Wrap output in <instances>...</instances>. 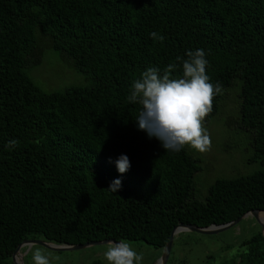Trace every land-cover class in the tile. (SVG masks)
<instances>
[{"label":"trees","instance_id":"16d2710c","mask_svg":"<svg viewBox=\"0 0 264 264\" xmlns=\"http://www.w3.org/2000/svg\"><path fill=\"white\" fill-rule=\"evenodd\" d=\"M198 48L221 87L203 123L236 89L248 161L262 167L217 179L204 197L200 159L137 130L140 105L127 99L144 70L175 64L180 75L177 57ZM48 49L88 85L42 91L30 72ZM120 154L131 165L123 175ZM115 178L122 185L112 193ZM253 210L264 212V0H0V264L35 240L124 239L160 251L155 262L176 226L225 225ZM239 247L219 264H264L261 231ZM173 248L167 264H187Z\"/></svg>","mask_w":264,"mask_h":264},{"label":"rangeland","instance_id":"374dc122","mask_svg":"<svg viewBox=\"0 0 264 264\" xmlns=\"http://www.w3.org/2000/svg\"><path fill=\"white\" fill-rule=\"evenodd\" d=\"M34 83L44 92L62 91L71 86H86L88 81L82 75L64 63L57 52L45 51L40 66L31 70ZM239 99L237 90L226 93L218 115L203 127L210 136V148L204 153L189 151L200 159L201 172L195 177L196 189L200 197L217 179L246 176L262 169L259 163H249V140L246 132L239 125ZM264 216V213H260ZM263 218V217H262ZM264 219V218H263ZM261 226L253 215L242 220L238 225L215 235H202L195 232H181L175 236L173 260L185 261L187 264H219L237 255L240 243L254 236ZM134 249L142 253V264H158L153 262L160 252L140 243H130ZM35 248L41 249L50 258V264H90L98 259L107 264L103 253L106 245L93 246L75 251H52L40 245L24 246L16 257V261L33 264L31 253ZM211 257V258H210Z\"/></svg>","mask_w":264,"mask_h":264},{"label":"clouds","instance_id":"9594fccd","mask_svg":"<svg viewBox=\"0 0 264 264\" xmlns=\"http://www.w3.org/2000/svg\"><path fill=\"white\" fill-rule=\"evenodd\" d=\"M149 36L163 40L157 32H151ZM177 60L181 62L180 75H172L177 67L175 64L167 65L163 72L157 67H149L132 82L127 99L140 105L135 119L137 130L149 139H156L164 151L178 152L188 147L204 153L210 148V136L203 121L211 112L213 97L221 87L219 83L213 84L207 75L204 49L187 51L186 58L177 57ZM15 145V140H9L6 146ZM114 163L121 175L131 166L126 154H120ZM121 185V179L115 178L107 191L117 193ZM103 256L107 264H142L143 261L142 253L124 239L108 241ZM31 258L33 264H50L49 256L39 248L32 250Z\"/></svg>","mask_w":264,"mask_h":264},{"label":"water","instance_id":"95a60500","mask_svg":"<svg viewBox=\"0 0 264 264\" xmlns=\"http://www.w3.org/2000/svg\"><path fill=\"white\" fill-rule=\"evenodd\" d=\"M260 213H264V212H261L258 210H253L251 212H248V213L242 215L241 217H239L237 220H235L233 222H230V223L225 224V225H219V226L213 225V226H210L208 228H199V227H195L192 225L180 224L172 230L170 240H169L168 244L165 246L163 253H162V256L158 260V264H167L175 236L181 232H195V233L202 234V235H215V234L221 233L223 231H226V230L238 225L242 220L246 219L250 215H253V217H255L257 219V221L259 222L261 229H262V234L264 236V223L259 219ZM108 241H115V240L91 242V243H86L83 245H76V246L55 245V244H51V243L39 241V240L24 241L22 244L19 245V247L14 252V254L12 256V261L14 264H24L23 261H21L20 263H18L16 261L17 255L19 254L20 250L24 246L32 247L34 245H40V246H43V247H45L49 250H52V251H75V250L86 249V248L93 247V246L107 245Z\"/></svg>","mask_w":264,"mask_h":264},{"label":"bare ground","instance_id":"6f19581e","mask_svg":"<svg viewBox=\"0 0 264 264\" xmlns=\"http://www.w3.org/2000/svg\"><path fill=\"white\" fill-rule=\"evenodd\" d=\"M262 217L264 218V216H262ZM262 217L259 215V219L264 223V219Z\"/></svg>","mask_w":264,"mask_h":264}]
</instances>
